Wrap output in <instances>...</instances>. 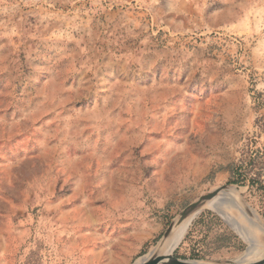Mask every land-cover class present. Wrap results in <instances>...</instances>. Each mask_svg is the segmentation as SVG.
Here are the masks:
<instances>
[{
	"label": "rangeland",
	"instance_id": "rangeland-1",
	"mask_svg": "<svg viewBox=\"0 0 264 264\" xmlns=\"http://www.w3.org/2000/svg\"><path fill=\"white\" fill-rule=\"evenodd\" d=\"M223 186L264 226V0H0V264H133Z\"/></svg>",
	"mask_w": 264,
	"mask_h": 264
},
{
	"label": "bare ground",
	"instance_id": "bare-ground-1",
	"mask_svg": "<svg viewBox=\"0 0 264 264\" xmlns=\"http://www.w3.org/2000/svg\"><path fill=\"white\" fill-rule=\"evenodd\" d=\"M223 192V193H221ZM214 198L203 202L185 217H178L172 225L170 234L159 241L151 254L169 256L180 243L191 219L203 209H209L221 215L230 228L247 244L246 251L236 258L242 263L251 262L264 255V226L259 220L247 215V206L240 202L236 190L226 187ZM249 210V209H248ZM249 214V211H248ZM144 258V259H146Z\"/></svg>",
	"mask_w": 264,
	"mask_h": 264
},
{
	"label": "water",
	"instance_id": "water-1",
	"mask_svg": "<svg viewBox=\"0 0 264 264\" xmlns=\"http://www.w3.org/2000/svg\"><path fill=\"white\" fill-rule=\"evenodd\" d=\"M227 186H223L220 187L218 189H215L214 191L200 197L196 202H194L193 204L189 205L184 211L183 213L180 215V217H185L188 214H190L194 209H196L199 205H201L203 202L208 201L212 198H214L218 193H220L222 190H224ZM241 202V201H240ZM242 205L246 206V204L242 203ZM172 225L171 224L167 230L165 231V233L163 234L161 240L163 238H166L171 230H172ZM133 264H264V255L254 259L251 262H247V263H242L235 260H227L224 262H218V263H202V262H197V261H187V260H180L176 257H174L173 255H169V256H160L157 254H151L148 258L144 259L141 258L138 261L134 262Z\"/></svg>",
	"mask_w": 264,
	"mask_h": 264
},
{
	"label": "trees",
	"instance_id": "trees-1",
	"mask_svg": "<svg viewBox=\"0 0 264 264\" xmlns=\"http://www.w3.org/2000/svg\"><path fill=\"white\" fill-rule=\"evenodd\" d=\"M231 171H232V175H234L235 173H234V170H233V168L231 169ZM237 171V170H236ZM234 173V174H233ZM242 180H236V182H241Z\"/></svg>",
	"mask_w": 264,
	"mask_h": 264
}]
</instances>
